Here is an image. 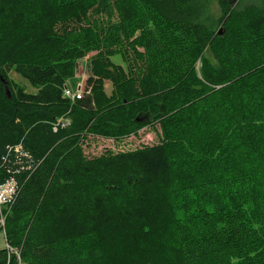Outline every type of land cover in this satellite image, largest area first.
<instances>
[{
    "label": "trees",
    "instance_id": "obj_1",
    "mask_svg": "<svg viewBox=\"0 0 264 264\" xmlns=\"http://www.w3.org/2000/svg\"><path fill=\"white\" fill-rule=\"evenodd\" d=\"M92 53L89 92L66 96ZM246 120L264 129V0H0V232L20 254L0 264H264V130ZM146 127L158 145L85 153Z\"/></svg>",
    "mask_w": 264,
    "mask_h": 264
},
{
    "label": "rangeland",
    "instance_id": "obj_2",
    "mask_svg": "<svg viewBox=\"0 0 264 264\" xmlns=\"http://www.w3.org/2000/svg\"><path fill=\"white\" fill-rule=\"evenodd\" d=\"M262 0H233L234 7H244L249 4H260ZM140 13L139 20H143L145 12H141V9H136ZM135 11L132 9L131 12ZM210 12L212 14V19L218 20L220 17V9L216 4L211 5ZM147 26L150 28L152 23H147ZM217 32L221 34V27H217ZM97 53H92L88 57L84 59H80L77 62V67L74 73V76L69 81V89L75 93L80 92L84 95L85 92H89L90 90V81H91V66L92 62L95 58H97ZM210 56V55H209ZM109 60L116 64V66L120 67L127 74H132L134 72V65L132 62L130 51L122 48L117 52L109 55ZM9 78L14 85L19 88L24 89V91L29 93H35L36 88L33 87L27 80L18 75L14 70L9 74ZM103 90L105 94L109 97L114 96V84L109 79L103 80ZM243 122V121H240ZM255 129H263L258 127V125L253 123V120H246V123L243 125V131H255ZM264 130V129H263ZM263 135V134H261ZM160 142V132L159 130L146 127L142 129L138 134L132 135L130 137L121 139V140H112V139H104L97 137H90L85 143L84 149L85 153L88 157H97L102 155L107 151H113L114 153H126L133 152L139 150L143 147H153L158 145ZM181 187L180 183L172 185L170 183L167 186V189L171 190L173 188L179 189ZM197 195V194H195ZM196 198V197H195ZM193 199V195H192ZM192 211L198 212V210L193 206L191 207ZM183 216L184 214L181 213ZM158 233V232H155ZM154 233V234H155ZM164 241V238L161 239ZM7 246L6 238L4 236V231L0 232V249H4Z\"/></svg>",
    "mask_w": 264,
    "mask_h": 264
},
{
    "label": "built area",
    "instance_id": "obj_3",
    "mask_svg": "<svg viewBox=\"0 0 264 264\" xmlns=\"http://www.w3.org/2000/svg\"><path fill=\"white\" fill-rule=\"evenodd\" d=\"M65 95L77 97L78 99L82 98V96H83L80 92L75 93V92L69 91V90L65 91ZM68 124H69L68 122H66L64 120H60L59 123L57 124V126L54 128V130L57 131L58 125H61L62 127H66ZM14 193H15V183L14 182H7L5 184L0 185V208H3L10 203ZM5 221H6V216L3 215L1 217V220H0L1 228H4ZM4 236H5V233H4ZM6 248L8 250H10V253L16 254L18 256V259H20V254L18 253V251L12 250L9 247V245H7Z\"/></svg>",
    "mask_w": 264,
    "mask_h": 264
}]
</instances>
